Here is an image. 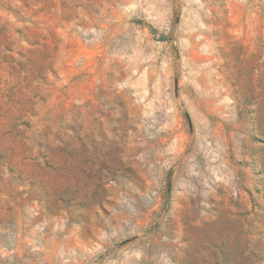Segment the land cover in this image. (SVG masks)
<instances>
[{
	"label": "rangeland",
	"instance_id": "1",
	"mask_svg": "<svg viewBox=\"0 0 264 264\" xmlns=\"http://www.w3.org/2000/svg\"><path fill=\"white\" fill-rule=\"evenodd\" d=\"M0 264H264V0H0Z\"/></svg>",
	"mask_w": 264,
	"mask_h": 264
}]
</instances>
